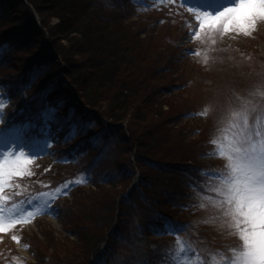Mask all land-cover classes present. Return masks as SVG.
I'll return each instance as SVG.
<instances>
[{
	"label": "rangeland",
	"instance_id": "rangeland-1",
	"mask_svg": "<svg viewBox=\"0 0 264 264\" xmlns=\"http://www.w3.org/2000/svg\"><path fill=\"white\" fill-rule=\"evenodd\" d=\"M106 1L107 17L118 19L121 23L119 26L112 22L106 24L117 34H126L129 37L134 34L131 29L134 31L137 29L139 33L137 37L132 36L134 43L131 40L135 48L161 53L165 57L172 55L170 51L176 52L174 55L176 59L168 58L164 61V64L170 65L168 68L169 82L156 90L161 93L154 91L157 95L153 98V100L161 101L163 109L169 115L160 132L161 135L166 136L158 140L161 147L153 149V154L146 155V159L141 162L143 166L139 165V159L136 158L138 157L136 156V141L131 139L127 131V143L121 141L123 136L110 133L109 140L99 137L94 141L93 147L91 145L86 151L90 153L94 149L89 155L86 153L81 158L78 156L73 161L72 159L65 161L62 156L63 151H67L65 149H68V152L71 151L72 146L78 145L85 139L78 138V134L75 139H67L72 127L68 126L67 119L62 116L71 119V115L66 114L69 109L65 111L63 108V111H59V120H57L59 123L53 124V127L56 125L54 128L62 130L63 136L60 138L59 132L56 133L57 137L51 143V153L54 154H45V146L41 143L36 144L31 150L25 149L29 155L33 152L39 153L32 157L33 163L30 169L33 175L12 178L11 186L4 190V195L8 199L0 200V215L7 221L17 209L33 210L37 204V197L43 196L44 193L57 186L64 187L66 194L60 195L52 204L54 211L37 214L30 222H17L10 230L0 231V263L9 255L12 259L10 264H32V262L39 264L33 255L36 253L46 256L47 262L49 260L48 264H82L86 257V249L83 248H86L85 241L89 235H100L106 228H110L111 225L116 227L118 223L120 228L125 229L127 235L129 231L140 235V216L143 212L139 211L141 208L139 201L144 203L147 198H152L155 194L148 188L150 191L147 193L151 196L140 198L141 195L137 193L132 197L135 199L134 202H123V195H126L125 198L128 199L133 195V188L126 191L123 189L131 178L129 175L126 177L122 172L128 168L131 170L133 167L137 172L134 184H138L139 174H143L142 170L145 173L152 171L150 165H154L156 160L163 165L183 166L190 159L196 163L191 168L185 169L186 172L181 171L178 174L179 178L174 172L169 173V177L167 176L172 181L182 182L181 186L176 185L177 194L173 197L178 202L169 204L171 206L168 208L171 212L168 215L178 218L174 220L178 224H190L191 231L186 236V240L190 241L189 254L186 252L178 261L172 260V263L195 264V261L200 258L197 257V252L194 257L191 253L192 247L197 246L193 240H198L212 247L208 254H203V257L207 255V258L211 260L210 264L216 262L219 264V257L215 255V252L220 251L227 254L228 249L239 242V237L229 234L232 230L228 228L225 218L221 216V209L208 200H201L202 196L219 199L218 194L212 191L219 184L218 177L204 173L222 170L226 165L225 158L206 153L215 151L216 146L210 141L218 137V130L224 127L230 110L240 105L239 97L251 100L257 105H264V97L256 94L258 91H264V19L257 20L256 29L251 35L229 31L210 33L205 36L202 32L200 38H195L189 35L192 27L197 23L189 9L197 6L207 7L209 2L213 8H219L230 4L232 0H194L193 7L187 6L184 0H174V2L172 0ZM16 10L18 11V22L30 19L28 11L23 6L17 7ZM57 21L54 19L53 23ZM24 36L16 40L19 45L18 50L14 52L16 57H22L23 51L31 47L32 42L24 47L27 39H30L25 33ZM127 36L123 38L129 39ZM30 37L38 41L40 47L45 40L43 36L42 39L35 37L34 34ZM192 49L195 50L193 54L186 51ZM59 59L62 62L60 56ZM11 63L8 67L0 66V81L6 88H16L21 78L20 72L16 74L15 67ZM63 72L61 68H57L55 79L63 78ZM12 73H14L13 76ZM42 73H47V71L39 70L37 75ZM71 88L72 84L65 82L57 86L51 96L67 95V98L79 109H84L91 116L98 117L103 107L91 106L87 98L83 97L84 90L76 91L77 96L72 92L62 93L60 90H71ZM237 90L243 95L238 97ZM26 95L27 92L24 93V96ZM72 95L77 99L74 100ZM79 96L81 98H78ZM8 105L13 112L19 109L15 100L10 98V102L4 109L6 115L3 123L0 124V130L6 129L10 123H13L14 114L7 111ZM143 114V112L138 114L142 124ZM103 119L105 124L100 122L98 126L97 122H92L86 131L92 129L95 131L101 126L108 129L111 120L108 116H104ZM124 132L122 131L121 134L124 135ZM2 147L3 145H0V148ZM141 153L138 151V154L141 155ZM88 167L93 169L91 176L83 170ZM73 181L85 182L67 187V184ZM166 183L170 182L166 181ZM177 190H181L182 193L179 194ZM202 202L206 204V207H200ZM120 204L122 211L127 209L126 204L131 207L129 214L125 213V216L121 218L118 217ZM144 217L147 219L149 216L144 215ZM197 228H200V232ZM14 236L20 237L19 241L13 239ZM178 239L182 238L170 233H160L155 234L151 242L147 243L148 239L144 236H138L136 241H132V239L119 235V241L112 242L113 256L110 253L111 262L109 263L114 264L120 259H127L131 251L137 248L130 241L140 243L144 248V245L149 244L150 250L153 249L157 254L152 243L156 244V249L158 247L164 253L170 250L168 247L170 246L174 248L172 251L181 254ZM156 257L161 258L160 255ZM128 259V263L135 260L131 257ZM107 262L100 260L99 264H107ZM161 263L168 264L166 260Z\"/></svg>",
	"mask_w": 264,
	"mask_h": 264
},
{
	"label": "trees",
	"instance_id": "trees-1",
	"mask_svg": "<svg viewBox=\"0 0 264 264\" xmlns=\"http://www.w3.org/2000/svg\"><path fill=\"white\" fill-rule=\"evenodd\" d=\"M184 3L189 7L195 5L194 0H184ZM19 6H23L28 11L29 20L18 22L16 8ZM106 6V0H0V66L8 67L9 63L12 62L11 65L15 67L16 74L18 72L21 74L16 88H6L4 83L0 81L3 97L15 100L19 108L18 111L13 112L10 105H8L7 111L14 115L13 123H10L6 129L10 125L27 122L39 123L41 113L49 106L56 107L58 112L63 111V108H65V111L69 109L66 114L71 115V119L66 116H62V118L67 119L70 127L73 123L80 124L78 138L86 141H81L78 145L72 146V150L69 152L68 149H65L67 151H63L64 154L62 155L65 161L71 159L73 161V157L77 158L78 156L81 158L87 153L86 151L91 145L93 147L94 141L98 140L99 137L109 140L110 133L123 136L121 141L127 143V131L131 139L136 141V156L138 155L136 158L139 159V165L143 166L141 162L146 159V155L153 154V149L161 147L158 140L166 136L165 134L161 135L160 132L169 115L163 109L161 101L159 99L153 100V98L157 95L154 91L157 92L156 90H159L160 86H164L169 82L168 68L170 65H167L168 63L164 64V61H167L168 58L174 59L176 52L170 51L172 55L165 57L161 53L142 51L139 47L135 48L133 37H137L139 34L136 31L137 29L135 31L131 29L134 32L133 37L121 33L117 34L106 23L112 22L117 26L121 23L118 22V19L109 16L108 19ZM54 19L58 21L53 23ZM24 33L30 38L27 39L24 47L31 44L30 42L32 44L31 47H27V51H23L24 55L22 57H16L14 52L19 48L16 40L22 36L25 37ZM32 34L42 39L44 37L45 40L41 43V47L38 41L31 39ZM124 36L129 39L123 38ZM60 39L61 41H59ZM131 40L133 43H131ZM119 41L122 42L119 43ZM125 42L129 43L126 44ZM59 56L62 58V62H60ZM55 61L57 65L59 64L58 66ZM57 68L64 71L63 78L55 79ZM39 70H45L47 73L37 75ZM14 73H12V76ZM65 82L71 83L72 88L71 90L60 89L62 93L68 92L69 94L72 92L76 95V91L84 90L83 97L87 98L91 106L100 105L103 107L98 117L91 116L84 109H79L74 102L67 98V95L51 96L57 86ZM25 92H27L26 96H24ZM236 92L238 97L243 95L239 90ZM157 93H161V91ZM76 96H74V100ZM78 98H81V96ZM140 112L147 114H143V124L138 116ZM58 115L57 113V120H59ZM103 115L108 116L111 120L108 129L101 126L95 131L93 129L86 131L92 122H97L98 126L100 122L105 124ZM57 123L59 122L53 124ZM54 127L55 136L57 137L56 133L59 132L61 138L63 136L62 130ZM120 129L125 131L124 135L121 134ZM93 151L91 150V152ZM138 151L144 153V155L141 153V156ZM195 163L189 159L183 166L177 164L169 166L160 164L156 160L154 165H150L152 171L145 173L142 170L143 174H139L137 180H139L138 184L140 185L134 184L137 172L133 167L131 170L128 168L122 172L126 177L129 175L131 178L127 186L123 185L125 186L123 189L126 191L133 188V195L129 196L128 199L125 198L126 195H123V202H134L135 199L132 197L137 193L141 195L140 198L147 197V195L151 196L147 193L150 191L149 189L153 190L152 192L155 194L152 198H147L144 203L139 201L141 207L139 211L143 212L140 216V235L138 233L133 234L131 231L127 235L125 229L120 228L119 223L116 227L111 225L110 228H106L100 235L91 234L85 241L86 248L83 249H86V257L82 264H99L100 260L108 261L107 264H110L111 254L113 256L112 248L114 247L112 242H118L119 235L132 239V241H136L138 236H144L148 239L147 243H150L155 234L161 233L166 221L175 222L174 220L178 218L168 215L171 212L168 206H171L170 203L178 202L173 196L177 194L175 191L176 185L181 186L182 182L180 180H170L168 178L169 173L174 172L178 177L181 171L186 172L185 169L191 168ZM83 170L90 176L93 173V169L90 167ZM171 178L173 179V177ZM166 181L170 183H166ZM144 185H146V189ZM177 192L182 193L181 190H177ZM126 205L127 209L125 208L126 210L122 211L120 204L119 218L124 217L125 213L129 214V208L131 207L128 204ZM144 215L149 217L146 219ZM188 226L187 231L178 235L173 234V236L186 240V236L191 232L190 224ZM192 227L194 228L193 224ZM199 230L200 228H197L198 232H200ZM132 241H130L131 244H134L137 248L133 249L135 252L131 251L128 257L135 260L128 263L129 259L127 257L126 260L120 259L118 263L114 262V264H163L161 262L164 260L171 264L172 260L181 257L180 252L172 251L174 248L170 246H168L170 250L164 253L158 247L156 249V244L152 243L154 249L158 252L157 254L153 249L150 250L149 244L144 243L146 244L144 248L142 244L132 243ZM193 241L197 243V246L192 248L197 252V257L200 259L201 254H208L212 249L208 243L199 242L198 240ZM170 252L175 253L171 258L169 256ZM187 252L189 254V250ZM33 255L39 264H48L49 260L47 262L46 256H40L36 253H33ZM158 255L161 258H157ZM203 259L207 264L211 263L207 255ZM11 262L12 259L8 255L0 264H10ZM32 264L38 263L32 262Z\"/></svg>",
	"mask_w": 264,
	"mask_h": 264
},
{
	"label": "snow or ice",
	"instance_id": "snow-or-ice-1",
	"mask_svg": "<svg viewBox=\"0 0 264 264\" xmlns=\"http://www.w3.org/2000/svg\"><path fill=\"white\" fill-rule=\"evenodd\" d=\"M189 11L197 22L189 33L195 38H200L202 32L205 36L229 31L251 35L257 20L264 19V0H232L219 8H213L209 2L207 7L197 6ZM186 51L195 53L194 49ZM256 94L264 97V91ZM239 100L240 105L230 110L224 127L218 130V137L210 141L216 146L215 151L206 153L226 159L222 170L204 173L218 177L219 184L212 191L218 194L219 199L202 196L201 200H208L221 209V216L232 230L229 234L239 237V242L230 247L227 254L215 252L219 264H264V105L254 104L244 97H239ZM8 102L10 98L3 97V90L0 89V124L4 121V109ZM57 113L56 107L49 106L41 113L39 123L10 125L0 130V145H3L0 148V200L8 199L4 190L11 186L13 177L33 175L30 169L32 157L39 153L29 155L25 149L31 150L36 144L43 143L45 154H54L51 153V143L56 136L52 124L57 122ZM79 128L80 124L73 123L67 139L75 138ZM80 182L85 181H73L67 187ZM63 194H66L65 188L57 186L38 196L33 210L17 209L7 221L0 215V231L10 230L17 222H30L37 214L54 211L52 204ZM200 207H206V204L202 202ZM188 227L166 221L161 234L178 235L187 231ZM13 239L19 241L20 237L14 236ZM177 243L181 255H184L189 250L190 241L178 239ZM174 255V252L169 253L170 258ZM192 256H196L195 250ZM195 264H207L203 254Z\"/></svg>",
	"mask_w": 264,
	"mask_h": 264
}]
</instances>
